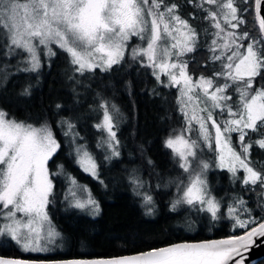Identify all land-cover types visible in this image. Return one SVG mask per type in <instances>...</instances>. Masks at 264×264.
I'll return each instance as SVG.
<instances>
[{
  "label": "snow or ice",
  "instance_id": "snow-or-ice-1",
  "mask_svg": "<svg viewBox=\"0 0 264 264\" xmlns=\"http://www.w3.org/2000/svg\"><path fill=\"white\" fill-rule=\"evenodd\" d=\"M186 3L194 9L189 17L204 24L201 30L179 14L180 4L166 0H0V88L24 74L28 82L19 95L30 96L33 75L38 81L44 65L58 55L56 49L66 54L68 79L76 85L82 84L81 77L112 72L127 60L150 70L158 85L177 90L184 121L179 133L173 130L163 140L179 172L167 181L157 174L155 191L174 187L169 211L186 206L212 221L227 219L233 234L120 257L0 258V264H245L257 241L264 243V163L257 168L250 158L254 147L264 151V0ZM201 35L213 71L197 77L189 71L195 59L190 54L201 47ZM133 38L138 43H131ZM72 92L78 98L75 87ZM89 107L98 118L92 126L100 133L96 147L102 161L79 142L84 137L73 117H61L57 126L70 138L74 162L104 185L101 167L122 155L118 131L123 114L100 93ZM64 109L55 104L57 114ZM61 147L48 120H19L0 108V237L14 241L23 253H50L58 247L61 234L49 217L58 198L57 178H64L63 200L69 208L100 214L90 189L64 165L50 169ZM214 169L228 173L240 192L227 200L215 195L208 179ZM127 180L145 214L154 215L153 186L135 168ZM246 193L256 194L261 215L254 213Z\"/></svg>",
  "mask_w": 264,
  "mask_h": 264
},
{
  "label": "trees",
  "instance_id": "trees-1",
  "mask_svg": "<svg viewBox=\"0 0 264 264\" xmlns=\"http://www.w3.org/2000/svg\"><path fill=\"white\" fill-rule=\"evenodd\" d=\"M172 2L181 5L179 14L189 19L198 30L204 27L200 20H192L189 17V13L194 9L186 0H166V3ZM248 19L251 22V16ZM200 43L201 47L194 54H190L195 59L189 65L190 73L197 77L201 73L211 75L213 71L203 35ZM56 50L58 55L52 58L50 66L44 65L38 81L33 75L31 83L34 87L30 96L19 95L28 82L24 74L12 77L4 88H0V108L17 119L37 122L48 120L57 139L62 143L60 151L49 163L50 169L55 171L57 165H64L67 172L79 183L89 187L100 203L101 211L99 215L93 216L86 211L69 208L63 200V190L66 187L64 178L59 177L56 180L58 198L50 206L49 216L52 225L61 234L62 245L66 246L65 251L24 256L18 255L17 246L9 242L0 245V255L38 259L103 258L138 253L179 241H198L233 234L231 222L227 219L193 221L192 231L187 232L180 224L187 207H180L175 212L169 211L175 188L155 191L157 174L159 179L167 181L176 177L179 172L173 163L171 151L163 146V140L169 132H178L184 126L183 117L177 109V90L161 87L152 77L150 70L139 68V65L127 58L122 67L109 73H100L97 70L94 77H81L82 84L76 85L68 79V75L72 73L65 59L66 54ZM73 87L77 90L78 98H74ZM153 89L157 94H153ZM97 93L117 105L123 114L118 131L123 145L122 155L118 160L104 163L100 169V178L107 187L83 172L74 162L75 154L68 143L70 138H65L57 126L61 117L72 114L83 119L82 125L76 128V131L84 134L83 137L93 131L99 138L100 133L92 126L98 122V118L89 107L93 105ZM230 94L235 98L234 90ZM56 103L65 105V109L59 114L55 110ZM99 154L98 158L102 161V151ZM250 158L254 166L260 168L264 163V151L254 147ZM149 159L153 162L151 166L147 163ZM133 168L153 186L156 202L154 215L145 214L146 209L142 206L140 197L134 195L128 185L127 173ZM210 177L212 185L218 182L224 185L232 183L229 174L223 171L214 169ZM229 190L232 196L240 192L241 186L233 184ZM245 198L249 200L254 213L261 215L256 206V194L246 193ZM238 233H241V230H236L234 234ZM256 264H264V259Z\"/></svg>",
  "mask_w": 264,
  "mask_h": 264
},
{
  "label": "rangeland",
  "instance_id": "rangeland-1",
  "mask_svg": "<svg viewBox=\"0 0 264 264\" xmlns=\"http://www.w3.org/2000/svg\"><path fill=\"white\" fill-rule=\"evenodd\" d=\"M131 43H138V41H136L135 38H133V41ZM47 64V63H46ZM166 79V78H164ZM257 87H259L258 85H256ZM71 117L74 118L76 124H77V127L78 128L80 125H82V122H83V119L82 117H78L79 119H75L77 118L76 116L74 115H70ZM84 117V116H83ZM102 118V117H101ZM17 119V118H16ZM21 120V119H19ZM28 121V120H27ZM28 122H32V123H36V124H39L41 122H37V121H28ZM181 131V130H180ZM180 131L176 132V133H179ZM62 133V132H61ZM56 135V134H55ZM84 135V134H83ZM83 135H81L83 137ZM235 135V134H234ZM57 137V136H56ZM193 138H196V134L193 133ZM99 138L97 137V134L95 132L92 131V133L90 134H87L84 136V139L79 141L80 143H86L88 145V147L90 148V150L97 155V157L100 155V149H98L96 147V144H97V140ZM95 147H94V146ZM238 147V145H237ZM207 151V150H205ZM50 166V165H49ZM54 171V170H53ZM213 171V170H212ZM210 171L208 173V179H209V182H210V185H211V188L213 190V193L215 195H217L218 197H224L226 200L231 196V191L229 190L232 186H233V183H226L225 185L222 184L221 182H218L216 185H212L211 181V177H210V173L212 172ZM79 183V182H78ZM80 185H84V186H87L85 184H82L81 182L79 183ZM87 188L89 189V187L87 186ZM50 217V216H49ZM202 220H205V221H208V220H211L210 217H207L205 214L203 213H197L195 211H192V210H188L186 209L184 214H183V217H182V220L180 221V224L182 225V227H184L186 229L187 232L189 231H192V227H191V223L193 221H197V222H202ZM210 228H208L209 230ZM9 242H12L15 244L14 241H11L8 237H0V245H3V244H8ZM58 247L56 248L55 251L53 252H50V253H55V252H62V251H65V247L66 246H63L62 245V237L60 236L57 241H56ZM16 245V244H15ZM17 246V245H16ZM18 248V255H24V256H28V255H36V254H50V253H23L20 251L19 247L17 246ZM21 257V256H19Z\"/></svg>",
  "mask_w": 264,
  "mask_h": 264
},
{
  "label": "water",
  "instance_id": "water-1",
  "mask_svg": "<svg viewBox=\"0 0 264 264\" xmlns=\"http://www.w3.org/2000/svg\"><path fill=\"white\" fill-rule=\"evenodd\" d=\"M241 233H238L239 235ZM227 236L220 237V238H207V239H202L198 241H179V242H174L170 244H166L160 247H164L167 245L171 244H176V243H183V242H200L204 240H210V239H221V238H226ZM159 248V247H158ZM150 250V249H149ZM147 251V250H146ZM143 252V251H142ZM140 253V252H138ZM137 253H132V254H125V255H120V256H126V255H133ZM120 256H114V257H120ZM0 258H24V259H38V258H25V257H12V256H6V255H0ZM72 258H80V257H70V258H52V259H72ZM88 258H102V257H88ZM103 258H111V257H103ZM264 259V243L257 241L256 246L252 247L250 251L246 254V261L245 264H256L257 262L261 261Z\"/></svg>",
  "mask_w": 264,
  "mask_h": 264
},
{
  "label": "flooded vegetation",
  "instance_id": "flooded-vegetation-1",
  "mask_svg": "<svg viewBox=\"0 0 264 264\" xmlns=\"http://www.w3.org/2000/svg\"><path fill=\"white\" fill-rule=\"evenodd\" d=\"M261 261H262V260H261ZM261 261H260V262H261Z\"/></svg>",
  "mask_w": 264,
  "mask_h": 264
}]
</instances>
